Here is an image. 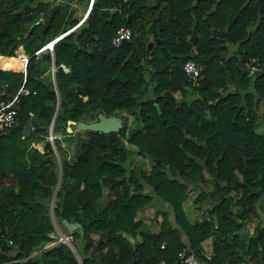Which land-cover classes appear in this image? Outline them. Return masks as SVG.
Masks as SVG:
<instances>
[{
    "label": "trees",
    "instance_id": "1",
    "mask_svg": "<svg viewBox=\"0 0 264 264\" xmlns=\"http://www.w3.org/2000/svg\"><path fill=\"white\" fill-rule=\"evenodd\" d=\"M73 2L88 0H0V100L27 90L0 130V264H157L205 239L200 264H264V0H91L78 24ZM119 26L131 35L112 45ZM251 59L261 71L247 75ZM97 112L121 126L66 131ZM51 198L74 226L42 248L56 240Z\"/></svg>",
    "mask_w": 264,
    "mask_h": 264
},
{
    "label": "built area",
    "instance_id": "2",
    "mask_svg": "<svg viewBox=\"0 0 264 264\" xmlns=\"http://www.w3.org/2000/svg\"><path fill=\"white\" fill-rule=\"evenodd\" d=\"M63 33L64 32L56 35L51 41L44 44V46H42L41 48L43 47L50 48L53 40L61 36ZM130 35L131 33L128 27L119 26L114 30L112 36L110 37V44L118 45L120 42L127 40L130 37ZM62 68L65 69L64 66H62ZM181 68L184 74L186 75V77L188 78L189 83L191 85H197L198 77L200 76L201 66L191 59H186L183 62ZM242 69L245 71L247 75H254L255 73L261 71V65L257 60H254V59L244 60L242 62ZM18 92L26 93L27 90L22 87H19L17 89V92L14 93L10 98L6 100H0V130L9 128L15 122L16 102H17ZM47 137L48 139H51L53 137V135L51 134L50 128L47 129ZM53 235L54 234H52L51 236ZM0 236H1V231H0ZM56 236H58L56 240L48 241V243L44 244L42 248H47L50 245L57 242L58 240L66 241L67 239L66 238L64 240L65 236L63 235L57 234ZM11 242L12 241L10 238L6 239L7 244H10ZM201 257L204 259H209L210 258L209 250L202 247L199 252V256H197L191 252H185V248L182 247L180 250L176 252V256L172 262H165L162 258H159L157 260V264H200Z\"/></svg>",
    "mask_w": 264,
    "mask_h": 264
},
{
    "label": "water",
    "instance_id": "3",
    "mask_svg": "<svg viewBox=\"0 0 264 264\" xmlns=\"http://www.w3.org/2000/svg\"><path fill=\"white\" fill-rule=\"evenodd\" d=\"M152 43H153L152 40H148L146 42V48H150ZM221 65H223V64H221ZM54 114L55 113H53L51 116L49 126H51V124H52ZM34 125H35V121L32 117L29 120L25 121L23 128H22L23 136L27 135L30 131V128L33 127ZM65 125H66V131L67 132L77 133L79 130L89 129V130H93V131L97 130V131H101V132L106 133V132H110V131H116L121 126V120H120V118H117L114 115H105L101 112H97L95 119H93L91 121H84V120L74 121V120L68 119V120H66ZM219 184L224 185V181H221ZM63 193H64V190L61 189L60 190V197L61 198L63 197ZM263 194L264 193H260L259 197H261ZM77 232L79 234H81V228L80 227L77 228ZM58 241H62V240H58Z\"/></svg>",
    "mask_w": 264,
    "mask_h": 264
},
{
    "label": "rangeland",
    "instance_id": "4",
    "mask_svg": "<svg viewBox=\"0 0 264 264\" xmlns=\"http://www.w3.org/2000/svg\"><path fill=\"white\" fill-rule=\"evenodd\" d=\"M59 1V0H58ZM78 11L79 12H76L77 14H78V18H81V16H82V13L84 12V10L82 9V7H80V10L78 9ZM234 46H230L229 48H228V52H230V49H232ZM50 72V71H49ZM49 78L50 79H52L53 78V75H52V72H50L49 73ZM175 96H178V93H176L175 92ZM112 115H114V116H116L117 118H121L120 117V115H119V113H114V114H112ZM93 118H91V120H92ZM91 120H86V121H91ZM128 123L129 124H134V121H133V119L131 118V117H128ZM264 126V125H263ZM59 137L61 136V134H57ZM83 138V136L81 137V139ZM84 140V139H83ZM62 143V145L64 146V142H61ZM73 150H77V148L75 147V149L73 148ZM72 150V146H71V148H70V151H72V152H74ZM54 154H56L55 156H57V157H59V155H58V153L55 151V153ZM56 159V158H55ZM57 161H58V159H57ZM56 161V162H57ZM57 170H58V168H59V163L57 162ZM151 165V160H150V158L147 156L146 157V160H145V166L148 168L149 166ZM55 187H57V184L55 185ZM206 188L207 189H211L212 187H211V184L209 183V182H207L206 183ZM196 191L197 190H194V191H192V192H190V195H189V198H192L193 197V195H195L196 194ZM52 200H53V198H51V200L49 199V204H48V208H49V214H50V218H51V222H52V225H53V228H54V232H49V235L51 236L52 234H54V233H57V234H59V235H63V236H65V238H64V240L66 239V242L67 243H69V241H70V239H71V237L69 236V234H65V233H67V232H70L73 228H72V226H74V223H70V222H67V221H61V223L59 222V221H55V219L52 217V215H51V204H52ZM150 209H151V207H149ZM151 211V210H150ZM149 211V212H150ZM56 234V235H57ZM58 236H56V238H57ZM46 243H48V242H46ZM45 243V244H46ZM202 243H203V245H204V247L205 248H207V249H209V240L208 239H205L204 241H202ZM210 250V249H209ZM34 253V252H33Z\"/></svg>",
    "mask_w": 264,
    "mask_h": 264
},
{
    "label": "crops",
    "instance_id": "5",
    "mask_svg": "<svg viewBox=\"0 0 264 264\" xmlns=\"http://www.w3.org/2000/svg\"><path fill=\"white\" fill-rule=\"evenodd\" d=\"M90 2H91V0H88V3H87V5L86 6H84L83 4H81V3H78V2H73L72 4L75 6V10L73 11V13H72V16H74V17H79L78 16V14L76 13V12H79L78 11V9L80 10V7H82V9L84 10V12L82 13V16H81V18H78V21L76 22V24H78L82 19H83V17L85 16V14H86V12H87V10H88V8H89V6H90ZM75 24V25H76ZM74 25V26H75ZM19 45V49H17V46ZM48 51L50 52V54H51V46H50V48H48ZM14 52H15V56L16 57H18V58H23V59H25L26 58V54L23 52V49H22V45H21V43H18L17 45H16V48L14 49ZM0 58H2V57H0ZM0 62H1V59H0ZM65 67V66H64ZM67 68L65 67V69H63V70H66ZM53 71V68H51V70H50V72H52ZM44 74H45V71H44ZM52 75H53V73H52ZM53 122V121H52ZM52 125V124H51ZM48 128H50V130H51V126H49L48 125ZM31 129V128H30ZM30 132V131H29ZM51 134L53 135V137H58L59 138V136L57 135V134H59V133H56V132H54V133H52L51 132ZM48 138V137H47ZM49 142H50V144H51V146H52V148H53V150H54V153H55V148H54V146H53V144H52V141H51V139H49ZM62 142V141H61ZM61 145H62V143H61ZM32 146L34 147V148H36L39 152H42V150H43V142L42 141H35L34 143H32ZM56 154H54V157L56 158L55 159V161H57V159H58V163H59V157H57V156H55ZM56 162V163H57ZM58 173H59V171H58ZM56 189V187H54V190ZM151 209L148 207V208H143L142 210H139L138 211V215H140V217H141V220L143 221V223L147 226V227H154V224H152L151 222H148L149 220H148V217H146V215L149 213V211H150ZM130 240H131V238H130ZM201 247H203V248H205L204 247V245H203V243H201ZM205 249H207V248H205ZM207 250H209V249H207Z\"/></svg>",
    "mask_w": 264,
    "mask_h": 264
}]
</instances>
